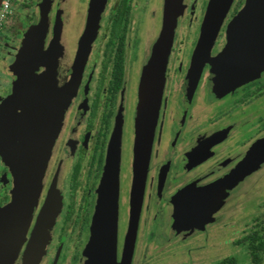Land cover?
<instances>
[{"label": "flooded vegetation", "instance_id": "1", "mask_svg": "<svg viewBox=\"0 0 264 264\" xmlns=\"http://www.w3.org/2000/svg\"><path fill=\"white\" fill-rule=\"evenodd\" d=\"M67 1L55 0L54 6L45 9L46 21L39 39L51 38L54 16L59 10L63 52L60 64L65 68L57 69L58 87L67 83L71 73L72 63L65 59L66 47L71 49L75 45L64 33L65 26L71 25L66 19ZM138 2L106 0L100 15L78 87L51 145L22 245L25 247L28 242L52 188L59 205L38 264H83L93 228L102 224L96 217L101 206V182L120 121L117 192H114V264L122 262L135 187L134 144L140 85L143 69L162 28L165 5V0H150L151 12L159 19L155 39L147 47L142 35L130 33L138 14ZM245 2L232 0L204 62L197 66L194 61L201 53H194L184 62V36L190 30L192 41L199 42L209 0H181L158 116L148 145L145 177L143 182L137 179L140 199L130 264H238L233 255V248L238 245L247 247L249 262H262L263 203L258 205L256 200L261 198L259 184L264 183V70L255 79L228 88L219 83L218 69L212 61L222 51L234 16ZM29 4L24 2L22 8L14 5L13 16L4 25L0 42V210L13 200V170L28 125L23 112V91L19 89L16 100L12 99L17 89L15 61L35 19L36 7ZM23 10L29 19L26 33L15 20ZM47 16L48 20L53 17L51 31ZM104 26L107 32L101 42L99 33ZM43 70L42 65L38 66L36 73ZM33 103L31 110L37 106ZM241 168L247 169V173L228 187L225 181ZM248 187L259 190L254 210L245 205ZM259 215V220H255ZM236 226L243 227L235 229ZM221 247L228 248L231 255L221 259L218 250ZM150 248L155 250L148 254ZM210 249L213 251L205 256Z\"/></svg>", "mask_w": 264, "mask_h": 264}, {"label": "water", "instance_id": "2", "mask_svg": "<svg viewBox=\"0 0 264 264\" xmlns=\"http://www.w3.org/2000/svg\"><path fill=\"white\" fill-rule=\"evenodd\" d=\"M48 0H40L35 10L34 23L26 33L22 49L14 66L16 100L23 91V112L28 118L18 158L13 170L15 184L12 203L0 210V264H38L44 252L49 230L58 210V199L52 188L48 192L37 221L25 247H22L32 208L40 190L41 180L54 137L58 133L64 111L76 92L84 62L88 56L106 0H90L71 73L67 83L58 87L57 67L62 48L60 44L62 18L59 10L54 16L52 36L47 43L36 41V34L44 29L45 9ZM1 3V0H0ZM181 0H165L162 28L153 46L152 54L143 69L140 101L136 118L134 144V182L132 191L131 223L127 231L121 264H130L135 235V220L139 207V184L145 177L148 145L158 116L164 83V71L173 38ZM232 0H209L199 35L198 57L194 63L202 65L217 32L229 10ZM227 41L212 60L218 69V81L232 88L255 79L264 70V0H246L231 23ZM43 66L41 74L36 73ZM9 100V99H7ZM39 100L31 110L33 101ZM10 101V100H9ZM14 102V101H13ZM122 123L113 135L104 175L101 182V200L96 217L102 224L95 226L84 252L83 264L115 263V212L117 173L120 153ZM13 152V150H12ZM11 152V153H12ZM264 152V151H263ZM243 168L233 173L225 182L231 187L247 173ZM249 172V170H248ZM219 199H217L218 202Z\"/></svg>", "mask_w": 264, "mask_h": 264}, {"label": "rangeland", "instance_id": "3", "mask_svg": "<svg viewBox=\"0 0 264 264\" xmlns=\"http://www.w3.org/2000/svg\"><path fill=\"white\" fill-rule=\"evenodd\" d=\"M54 1L55 0H48L47 3V10L49 7L54 6ZM21 2V3H20ZM24 2H29L30 7L34 8L39 5L40 0H18L16 3V6H20L21 8L24 6ZM150 4V0H139L138 2V9H137V16L136 18H134V24L131 25V34H134V36H141L143 38V44L145 42L146 46L149 47L150 44L152 43V41L155 39V34L156 29L155 27L157 26L156 24H158V17L156 15L155 12H151L152 9L149 7ZM67 14H66V19L69 21H71V25L70 26H65L64 29V33H65V37L69 38L71 40V42H75V45L73 48L70 49L66 47V52H65V59H69L70 60V64L72 63L74 56H75V47L78 46V41L80 38V33L84 27V22H85V14L87 11V5H88V0H68L67 1ZM70 6V7H69ZM35 8V9H36ZM27 9V8H26ZM24 11V10H23ZM113 12L110 13V15ZM46 13H45V17H46ZM108 15V12L106 13V17ZM52 17V16H51ZM15 20H16V25H18V27L20 28L21 31H23L24 33H26V30L28 29V25H29V19L27 18V16H25V11L22 14H19V16L17 17V15L15 16ZM156 20V21H155ZM46 21V19H45ZM48 22H50V24H48ZM104 22L107 23V18H105ZM105 23V26H106ZM53 25V17L48 20V16H47V26H49L48 31H51ZM156 25V26H155ZM192 25H195L194 22H192ZM102 28V30L99 33V37H101V42H103V40L106 37V28ZM46 28V27H45ZM191 28V27H190ZM47 30V28H46ZM44 31V29L41 32H38L36 34V41H38L39 43H47L49 41V38L45 39V40H39L42 36V32ZM52 32V31H51ZM50 32V35H51ZM188 35L184 36V62L188 61L192 55H194V53H196L197 47L199 46V43L195 42L196 40L192 41V32L190 30L187 31ZM70 42V43H71ZM70 49V50H69ZM73 52V53H71ZM63 58V52L60 56L59 62H58V70H63L65 67H62V65L60 64V61H62ZM69 68V67H68ZM37 102H39V100L34 101L33 104L37 105ZM250 186V185H248ZM259 188L260 192H259ZM256 190L254 187H248L249 190V194L245 200V205L250 209L253 208V210L257 207H254V203L255 200L257 198V192H259V196L261 197L259 200H256V203L258 205H260V203L262 202V216L264 217V183L262 185L259 184V187ZM262 200V201H261ZM260 210V209H259ZM258 214V213H257ZM256 215V213H255ZM261 215H259L258 217H255V220H259V217ZM254 220V221H255ZM243 226H236L235 229H239ZM249 229H247L246 231H248ZM238 235V234H237ZM230 239H232V236L230 237ZM154 248H150L147 251H149L148 254L152 253V251L154 252ZM220 252V257L221 259L228 257L230 252L228 248L225 247H221L218 249ZM234 250V254L236 256V261L238 264H254L248 261L249 257H250V252L248 251L247 247H245V245L240 246L238 245L236 248H233ZM213 251V249H210L207 251V254L205 256H209V254ZM231 255V254H230ZM261 257H262V262L261 264H264V251L261 253ZM149 256L147 255L146 260H148ZM149 261V260H148Z\"/></svg>", "mask_w": 264, "mask_h": 264}, {"label": "built area", "instance_id": "4", "mask_svg": "<svg viewBox=\"0 0 264 264\" xmlns=\"http://www.w3.org/2000/svg\"><path fill=\"white\" fill-rule=\"evenodd\" d=\"M18 0H1L0 3V42L2 40L3 28L8 19H11ZM17 9V7H16Z\"/></svg>", "mask_w": 264, "mask_h": 264}]
</instances>
